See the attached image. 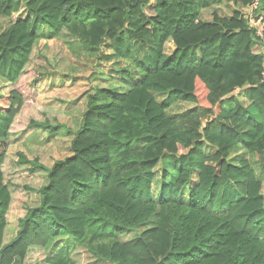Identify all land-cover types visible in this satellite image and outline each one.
<instances>
[{"label": "trees", "instance_id": "16d2710c", "mask_svg": "<svg viewBox=\"0 0 264 264\" xmlns=\"http://www.w3.org/2000/svg\"><path fill=\"white\" fill-rule=\"evenodd\" d=\"M253 1L0 0V19L28 12L0 32V79L12 86L0 93V264H26L35 249L40 264H77L78 247L94 264H264V39L245 17ZM220 5L231 13L201 20ZM255 14L264 19V0ZM40 27L104 49L128 89L87 96L69 156L45 168L38 205L4 243L2 165ZM181 104L192 108L169 111ZM57 128L45 119L25 130ZM14 161L44 169L22 152Z\"/></svg>", "mask_w": 264, "mask_h": 264}, {"label": "rangeland", "instance_id": "374dc122", "mask_svg": "<svg viewBox=\"0 0 264 264\" xmlns=\"http://www.w3.org/2000/svg\"><path fill=\"white\" fill-rule=\"evenodd\" d=\"M213 12L227 16L231 9L225 5L206 9L202 12L201 20L210 21ZM147 13L152 14V9H147ZM27 14L24 9L13 14L11 18L0 19V32L11 22L24 19ZM39 34L29 63L15 87L25 94L26 103L12 124L8 156L2 165L4 180L13 199L7 215L4 243L14 238L18 220L26 214L27 209L38 205L39 188L46 184L45 168H51L55 161L69 156L70 141L80 128L87 96L94 93L97 88H113L117 91L128 89V86H123L124 88L121 86L119 83L121 74L114 70L120 68L107 65L101 60V52L104 49L92 51L65 30L59 36H51L50 31L46 32V29L40 27ZM172 49L171 43L165 47L166 52ZM138 77L139 75L133 80ZM11 88L12 86L0 79V93H5ZM238 95L240 91L236 92V96ZM190 108L192 107L187 104H181L169 111L183 113ZM45 119L59 128L55 131L25 130L31 121L42 123ZM241 151L234 149L230 160L237 162L243 155ZM18 152L24 153L28 159H37L38 165H42L44 169H33V165L15 163L14 159ZM160 171L158 167L155 172L156 183L153 186L155 192L158 189ZM132 237L134 234L129 233L124 239ZM72 252L77 264H94L93 259L82 247L72 248ZM44 256L45 253L39 249L32 250L26 264H36L35 262L40 264Z\"/></svg>", "mask_w": 264, "mask_h": 264}, {"label": "built area", "instance_id": "2783aa9c", "mask_svg": "<svg viewBox=\"0 0 264 264\" xmlns=\"http://www.w3.org/2000/svg\"><path fill=\"white\" fill-rule=\"evenodd\" d=\"M259 0H254L250 9L245 13L247 21L251 24L254 29L255 36L259 39H264V19L262 15H256L255 10L258 7ZM256 52L260 53L261 50L256 48ZM261 83L264 84V72L261 76Z\"/></svg>", "mask_w": 264, "mask_h": 264}, {"label": "crops", "instance_id": "0c3cea01", "mask_svg": "<svg viewBox=\"0 0 264 264\" xmlns=\"http://www.w3.org/2000/svg\"><path fill=\"white\" fill-rule=\"evenodd\" d=\"M12 200H13V199H12V195H11V203H12ZM10 206H11V204H10ZM3 242H4V241H3Z\"/></svg>", "mask_w": 264, "mask_h": 264}]
</instances>
